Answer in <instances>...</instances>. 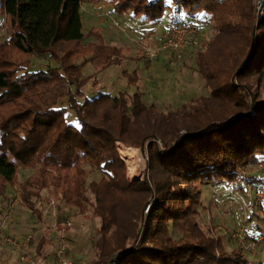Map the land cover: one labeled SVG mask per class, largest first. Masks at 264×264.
<instances>
[{
  "label": "trees",
  "instance_id": "1",
  "mask_svg": "<svg viewBox=\"0 0 264 264\" xmlns=\"http://www.w3.org/2000/svg\"><path fill=\"white\" fill-rule=\"evenodd\" d=\"M85 1L0 4L11 25L0 39V216L24 167L35 176L20 184V193L35 213L43 190L49 202L60 199L81 211L90 206L98 220L94 264H108L119 252L125 253L119 264H251L242 248L228 251L200 219L205 187L236 182L242 169L264 159V20L256 28L254 0H113L119 13L158 21L174 8L197 16L191 21L202 29L213 24L195 61L209 95L167 112L126 92L85 98L89 78L77 60L91 54L104 69L120 53L95 28L90 35L99 42L87 41ZM180 21L173 24L186 20ZM36 56L57 65L32 70ZM63 98L68 106L58 107ZM69 109L78 125L67 121ZM117 141L147 147L142 179L128 178ZM87 164L101 172L100 180H88ZM51 232L47 227L37 239V263L61 244L52 248ZM129 239L137 242L133 250L126 248Z\"/></svg>",
  "mask_w": 264,
  "mask_h": 264
},
{
  "label": "rangeland",
  "instance_id": "2",
  "mask_svg": "<svg viewBox=\"0 0 264 264\" xmlns=\"http://www.w3.org/2000/svg\"><path fill=\"white\" fill-rule=\"evenodd\" d=\"M1 2L2 0H0V4ZM95 2L97 1H85L82 5L83 30L86 39L90 42H99L94 34L90 35V31L95 28L102 35L103 42L120 50V53L114 54L111 65L104 69L91 60V54L77 60V63L81 65L83 77L89 78L82 88L85 98H94L100 92L112 95L126 92L130 100L135 95H139L141 99H145L144 102L149 107L155 106L159 111L167 112L180 109L182 104L189 99L199 95H209L210 90L198 72L195 61L198 53L204 50V46L213 36V32L206 31L207 37L202 39V45L189 47L186 50L187 55L185 54L181 59L174 56L172 49H162L158 43L163 32L166 31L165 28L162 32L164 24L172 19H174L173 21L177 19L198 21L197 16L193 19L188 14L176 13L172 8L157 21L150 20L144 15H135L132 11L119 13L114 8L113 0L102 1L101 8L94 6ZM3 18L4 15L0 14V21ZM10 26L8 20L4 31H0V39L8 37ZM156 53L157 57L154 58L145 56L147 54L149 56L156 55ZM56 65L54 60L36 56L33 58L30 68L39 70ZM61 106H68L67 98L59 101L58 107ZM67 119V121L78 125L79 120L73 110H68ZM157 141L163 149L162 141L160 139ZM0 147L4 149V145L1 144ZM117 149L127 166L128 178L131 180L142 179L148 170L150 159L147 147L141 149L117 141ZM121 149L127 152L134 150L140 158L141 167L138 174L129 172L127 158ZM262 161L264 159L242 169L240 180L205 187L202 194L203 206L200 219L202 224L212 234L222 238L228 251L237 247L242 248L245 257L251 264H264V167L260 166ZM89 166V164L85 166L88 180H100L103 176L101 172ZM31 176H35L34 170L20 167L17 180L9 185V193L1 202L2 211H4L9 206L10 199H18L16 217L4 232L12 233L16 237H11L28 245H21L17 248L8 244L0 246V264H23L21 257L25 253L35 257L37 239L47 227L52 229L51 235L54 241V244L51 245L52 248L63 243L70 249L68 257L72 262L82 259L87 264H94V246L99 237L98 220L94 217L90 206H87L85 211H81L79 208L66 206L60 199L49 202L47 200L48 192L43 190L42 197L39 200L36 199L39 211L35 213L26 207L23 195L20 193V184ZM250 185L253 186V190H249ZM257 190L261 191L263 195H257ZM252 205L255 206L254 213L251 210ZM60 223L64 226L62 229L59 228ZM244 227L246 237L241 240L240 234L242 233L239 231ZM64 233L65 238L62 239ZM29 236L31 238L27 239ZM175 236H179V233H176ZM258 236H263V239L259 241L260 237L258 238ZM135 241V239H129L126 248L133 250L137 243ZM252 247L254 248L252 249ZM49 253L48 258L41 263H37L35 259L36 264H58L55 250H49Z\"/></svg>",
  "mask_w": 264,
  "mask_h": 264
},
{
  "label": "built area",
  "instance_id": "3",
  "mask_svg": "<svg viewBox=\"0 0 264 264\" xmlns=\"http://www.w3.org/2000/svg\"><path fill=\"white\" fill-rule=\"evenodd\" d=\"M255 5V25L256 28L259 27L260 22L264 20V0H254ZM8 22L7 15L4 16V19L0 21V31H4V26ZM202 28L199 23L197 22H182V23H176L169 25L166 28V31L163 32L159 44L162 49H172L174 52V56H176L178 59H181L185 54L186 50L189 47H198L202 45V39L204 38L202 33ZM160 51V50H159ZM158 51V52H159ZM157 52V53H158ZM156 55L149 56V54L145 55L147 58H154L157 57ZM260 166L264 167V161L260 163ZM252 184V183H249ZM254 184V183H253ZM253 186H249V190H253ZM257 195H263L261 191L257 190ZM9 206L4 209L3 213L1 215L0 220V244L5 245L8 244L11 247L17 248L21 245L27 246V243L20 242L17 238H13L16 236L13 235H6L4 234L5 228L9 225V223L14 221L16 217V208L18 205V199H10L9 200ZM152 202L149 203V205L146 208V214L149 212V209L151 208ZM252 213L255 212V206H251ZM70 224V223H69ZM241 240H244L246 237V229L245 227L239 231ZM244 233V234H243ZM13 236V237H11ZM31 238V236L27 237V239ZM65 238V233L62 239ZM263 237L259 238V241H261ZM255 242V241H254ZM257 242V241H256ZM254 247H252L253 249ZM125 253H117L115 256V259L112 258V260L108 264H119V258L122 257ZM55 258L58 261V264H87L85 261L77 260L75 262H72V260L68 257V248L65 246V244H60L59 248L55 252ZM21 260L24 264H36L35 257L32 255H29V253H25Z\"/></svg>",
  "mask_w": 264,
  "mask_h": 264
},
{
  "label": "bare ground",
  "instance_id": "4",
  "mask_svg": "<svg viewBox=\"0 0 264 264\" xmlns=\"http://www.w3.org/2000/svg\"><path fill=\"white\" fill-rule=\"evenodd\" d=\"M122 152L124 153L125 158H127L129 172L131 174H136V173L138 174V172L140 170V167H141L140 166V162L141 161L139 160L140 158L136 155V153L134 152V150L128 151V152L125 151V150H122Z\"/></svg>",
  "mask_w": 264,
  "mask_h": 264
},
{
  "label": "crops",
  "instance_id": "5",
  "mask_svg": "<svg viewBox=\"0 0 264 264\" xmlns=\"http://www.w3.org/2000/svg\"><path fill=\"white\" fill-rule=\"evenodd\" d=\"M97 2H95V4H93L94 6H100V8H101V6H103V2L102 1H104V0H96ZM91 3V2H90ZM94 3V2H93ZM181 14V13H180ZM186 14V13H185ZM198 17L200 18V17H202V20L203 21H206L207 19H204L205 17L204 16H202L201 14L200 15H198ZM204 17V18H203ZM106 18V17H105ZM105 18H104V20H105ZM193 18V17H192ZM194 19V18H193ZM103 20V21H104ZM174 19H172V21H169L168 23H166V24H164L163 25V28H162V32L164 31V29L165 28H167L169 25H172L175 21H173ZM177 20H181V19H177ZM181 21H185V20H181ZM180 21V22H181ZM187 21V20H186ZM213 25V24H212ZM210 23H208V26H205V28L204 29H202V33H203V36L204 37H207L206 36V31H208L209 29H210V27L212 26ZM211 30V29H210ZM212 31V30H211ZM186 55H187V53H186ZM142 100L143 101H145V99L144 98H142ZM146 103H147V101H146ZM259 237H263V236H258V238Z\"/></svg>",
  "mask_w": 264,
  "mask_h": 264
}]
</instances>
